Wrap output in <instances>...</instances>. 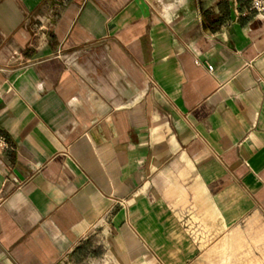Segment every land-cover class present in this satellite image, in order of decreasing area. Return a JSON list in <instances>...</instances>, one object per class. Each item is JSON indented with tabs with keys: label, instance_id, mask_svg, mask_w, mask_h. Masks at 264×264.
Returning a JSON list of instances; mask_svg holds the SVG:
<instances>
[{
	"label": "crops",
	"instance_id": "0c3cea01",
	"mask_svg": "<svg viewBox=\"0 0 264 264\" xmlns=\"http://www.w3.org/2000/svg\"><path fill=\"white\" fill-rule=\"evenodd\" d=\"M0 89V264H264L250 0H0Z\"/></svg>",
	"mask_w": 264,
	"mask_h": 264
},
{
	"label": "built area",
	"instance_id": "2783aa9c",
	"mask_svg": "<svg viewBox=\"0 0 264 264\" xmlns=\"http://www.w3.org/2000/svg\"><path fill=\"white\" fill-rule=\"evenodd\" d=\"M251 1V10L255 11L256 14L264 19V0H250ZM209 70L213 69L211 64L208 65ZM4 95V91L0 89V97ZM9 148V145L6 141V138L3 134L0 133V151H5Z\"/></svg>",
	"mask_w": 264,
	"mask_h": 264
}]
</instances>
